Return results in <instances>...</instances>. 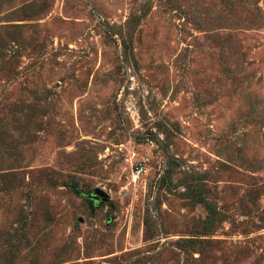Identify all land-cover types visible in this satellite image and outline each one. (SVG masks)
I'll use <instances>...</instances> for the list:
<instances>
[{
    "label": "rangeland",
    "instance_id": "rangeland-1",
    "mask_svg": "<svg viewBox=\"0 0 264 264\" xmlns=\"http://www.w3.org/2000/svg\"><path fill=\"white\" fill-rule=\"evenodd\" d=\"M0 264H264V0H0Z\"/></svg>",
    "mask_w": 264,
    "mask_h": 264
},
{
    "label": "water",
    "instance_id": "water-1",
    "mask_svg": "<svg viewBox=\"0 0 264 264\" xmlns=\"http://www.w3.org/2000/svg\"><path fill=\"white\" fill-rule=\"evenodd\" d=\"M84 196L92 199H98L101 197L102 201L108 200V195L101 188H95L92 192H86Z\"/></svg>",
    "mask_w": 264,
    "mask_h": 264
},
{
    "label": "built area",
    "instance_id": "built-area-1",
    "mask_svg": "<svg viewBox=\"0 0 264 264\" xmlns=\"http://www.w3.org/2000/svg\"><path fill=\"white\" fill-rule=\"evenodd\" d=\"M137 172H140V171L137 169Z\"/></svg>",
    "mask_w": 264,
    "mask_h": 264
}]
</instances>
